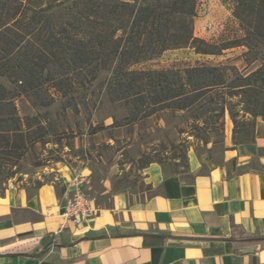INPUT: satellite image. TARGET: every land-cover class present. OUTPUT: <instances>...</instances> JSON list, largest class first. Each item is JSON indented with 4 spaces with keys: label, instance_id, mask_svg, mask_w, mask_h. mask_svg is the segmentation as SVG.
I'll return each instance as SVG.
<instances>
[{
    "label": "trees",
    "instance_id": "obj_1",
    "mask_svg": "<svg viewBox=\"0 0 264 264\" xmlns=\"http://www.w3.org/2000/svg\"><path fill=\"white\" fill-rule=\"evenodd\" d=\"M232 1L242 35L212 43L195 36L198 0H0V160H20L47 136L73 135L68 112L82 110L89 134L170 111L187 113L207 144L224 133L228 116L234 144L254 142L264 120V0ZM240 47L246 65L261 63L248 76L205 63L134 69L170 50L219 56ZM20 98L45 114L22 117ZM104 102L124 110V119L111 115L110 126H94L93 110ZM55 106L61 124L49 112Z\"/></svg>",
    "mask_w": 264,
    "mask_h": 264
},
{
    "label": "crops",
    "instance_id": "obj_2",
    "mask_svg": "<svg viewBox=\"0 0 264 264\" xmlns=\"http://www.w3.org/2000/svg\"><path fill=\"white\" fill-rule=\"evenodd\" d=\"M205 165L145 200L107 189L81 226L63 216L70 173L32 193L0 185V264H264V120Z\"/></svg>",
    "mask_w": 264,
    "mask_h": 264
},
{
    "label": "rangeland",
    "instance_id": "obj_3",
    "mask_svg": "<svg viewBox=\"0 0 264 264\" xmlns=\"http://www.w3.org/2000/svg\"><path fill=\"white\" fill-rule=\"evenodd\" d=\"M232 0H198L195 36L212 43H221L241 37L238 21L233 16ZM240 47L222 55H200L192 48L170 50L151 61L134 66L137 70L184 69L198 63L233 66L243 76L256 71L260 62L248 66ZM20 115L24 118L44 115L45 110L33 109L24 99L17 100ZM59 124L58 107L49 109ZM88 112L79 116L68 112L72 132L62 137L47 136L44 141L29 145L18 161L0 160V177L3 185L15 184L31 193L39 184L59 183L61 176L75 171L89 174L87 191L100 198L107 189L121 185L132 200H145L162 191V182L169 177L187 180L196 165L219 162L227 147V137L232 136L233 123L228 116L222 135H213L205 143L200 132L193 128L185 112H160L145 122L114 129L99 130L89 134ZM111 115L120 121L126 112L104 102L93 110L94 126H110ZM261 119V118H259ZM80 126V127H79ZM65 129L59 126L60 133ZM72 179V178H71ZM71 181V180H70Z\"/></svg>",
    "mask_w": 264,
    "mask_h": 264
},
{
    "label": "built area",
    "instance_id": "obj_4",
    "mask_svg": "<svg viewBox=\"0 0 264 264\" xmlns=\"http://www.w3.org/2000/svg\"><path fill=\"white\" fill-rule=\"evenodd\" d=\"M88 178L75 171L69 182L63 216L76 226H81L101 211L97 196L87 191Z\"/></svg>",
    "mask_w": 264,
    "mask_h": 264
}]
</instances>
